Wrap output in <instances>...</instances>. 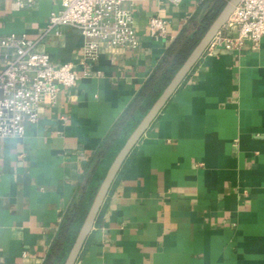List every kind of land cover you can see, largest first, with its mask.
I'll return each mask as SVG.
<instances>
[{
  "label": "crops",
  "instance_id": "1",
  "mask_svg": "<svg viewBox=\"0 0 264 264\" xmlns=\"http://www.w3.org/2000/svg\"><path fill=\"white\" fill-rule=\"evenodd\" d=\"M201 1L136 2L139 47L102 46L99 74L44 102L23 138L0 139V264H43L101 143ZM59 5L0 0V36L40 37ZM154 15L166 38L151 36ZM83 46L60 26L37 50L81 69ZM101 263L264 264V37L209 46L143 134L75 264Z\"/></svg>",
  "mask_w": 264,
  "mask_h": 264
},
{
  "label": "built area",
  "instance_id": "2",
  "mask_svg": "<svg viewBox=\"0 0 264 264\" xmlns=\"http://www.w3.org/2000/svg\"><path fill=\"white\" fill-rule=\"evenodd\" d=\"M11 1L16 8L23 9L39 0ZM57 1L59 8L52 11L40 37L15 33L0 36V139L23 138L27 125L39 121L44 102L55 104L62 87H71L83 77L99 74L93 68L102 46L135 49L140 45L134 6L141 0ZM167 1L175 5L182 2ZM60 26L78 28L84 36L81 69L71 62L55 66L49 52L37 50L45 34ZM149 31L156 39L166 38L167 20L161 15L152 16ZM263 37L264 0H241L209 46L227 42L231 48L240 49L250 41L257 49Z\"/></svg>",
  "mask_w": 264,
  "mask_h": 264
},
{
  "label": "trees",
  "instance_id": "3",
  "mask_svg": "<svg viewBox=\"0 0 264 264\" xmlns=\"http://www.w3.org/2000/svg\"><path fill=\"white\" fill-rule=\"evenodd\" d=\"M228 0H202L197 12L172 39L153 72L117 119L94 155L80 195L66 211L43 264H64L94 197L131 132L171 81Z\"/></svg>",
  "mask_w": 264,
  "mask_h": 264
},
{
  "label": "water",
  "instance_id": "4",
  "mask_svg": "<svg viewBox=\"0 0 264 264\" xmlns=\"http://www.w3.org/2000/svg\"><path fill=\"white\" fill-rule=\"evenodd\" d=\"M241 0H228L219 14L215 17L212 23L207 28L206 32L190 52L181 67L172 77L171 81L153 103L148 112L143 116L140 122L137 124L135 129L131 132L126 142L115 156L111 163L107 173L94 197V200L87 212V215L77 233L75 241L67 255L64 264H75L79 254L91 233L99 212L105 202L107 194L126 159L131 154L134 147L137 145L143 134L151 126L153 121L157 118L163 108L166 106L168 101L171 99L175 91L182 84L188 74L191 72L193 67L197 64L200 58L203 56L207 48L209 47L213 38L228 22L231 14L234 12L237 5Z\"/></svg>",
  "mask_w": 264,
  "mask_h": 264
}]
</instances>
